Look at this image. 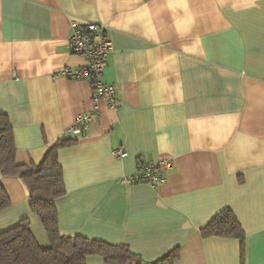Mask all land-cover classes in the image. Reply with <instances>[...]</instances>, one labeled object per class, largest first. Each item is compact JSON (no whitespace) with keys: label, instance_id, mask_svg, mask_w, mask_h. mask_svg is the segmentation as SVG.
<instances>
[{"label":"crops","instance_id":"crops-1","mask_svg":"<svg viewBox=\"0 0 264 264\" xmlns=\"http://www.w3.org/2000/svg\"><path fill=\"white\" fill-rule=\"evenodd\" d=\"M72 20L108 27L103 79L119 103L100 100L87 133L59 151L61 234L127 244L143 264L177 246L176 264H264V0H0V110L19 163L40 162L95 107L88 81L60 74L87 63L70 50ZM162 158L174 163L163 183L124 180ZM0 183V232L28 218L42 245L27 186L1 172ZM227 207L244 253L239 239L202 235Z\"/></svg>","mask_w":264,"mask_h":264},{"label":"trees","instance_id":"trees-1","mask_svg":"<svg viewBox=\"0 0 264 264\" xmlns=\"http://www.w3.org/2000/svg\"><path fill=\"white\" fill-rule=\"evenodd\" d=\"M76 142L73 136L51 145L40 162L19 163L17 146L10 116L0 110V172L4 176L19 177L29 191V205L40 220L48 247H42L33 233L31 221L0 232V264H87L91 255H101L108 264H143V258L127 244H112L81 235L66 236L59 228L56 200L66 193L64 171L59 151ZM10 199L0 183V211ZM204 237L236 238L245 247V232L234 211L224 208L202 229ZM181 255L177 246L150 264H176Z\"/></svg>","mask_w":264,"mask_h":264},{"label":"built area","instance_id":"built-area-1","mask_svg":"<svg viewBox=\"0 0 264 264\" xmlns=\"http://www.w3.org/2000/svg\"><path fill=\"white\" fill-rule=\"evenodd\" d=\"M68 44L72 52L86 58V65L78 68H64L60 74L74 80H86L91 86V100L94 109L79 114L73 126L68 130L70 136H82L90 129L98 117L97 103L105 99L111 108L119 103L116 86L103 79L104 69L108 64V56L112 50V42L108 36V27L103 23L79 22L72 20L71 34ZM117 157H125L128 152L123 149L113 150ZM173 161L162 158L141 164L135 174L126 176L129 183H149L157 185L166 180L164 171L173 167Z\"/></svg>","mask_w":264,"mask_h":264},{"label":"rangeland","instance_id":"rangeland-1","mask_svg":"<svg viewBox=\"0 0 264 264\" xmlns=\"http://www.w3.org/2000/svg\"><path fill=\"white\" fill-rule=\"evenodd\" d=\"M41 242L43 243L42 245H44V243H47L45 247H48V246H49L48 238L46 239V242H44V240L41 239ZM42 247H43V246H42Z\"/></svg>","mask_w":264,"mask_h":264}]
</instances>
